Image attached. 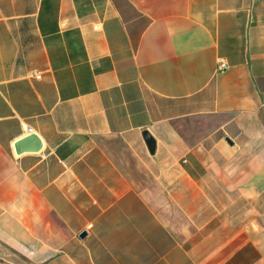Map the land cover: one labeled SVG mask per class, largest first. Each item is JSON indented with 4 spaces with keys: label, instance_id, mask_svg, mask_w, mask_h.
<instances>
[{
    "label": "crops",
    "instance_id": "obj_1",
    "mask_svg": "<svg viewBox=\"0 0 264 264\" xmlns=\"http://www.w3.org/2000/svg\"><path fill=\"white\" fill-rule=\"evenodd\" d=\"M0 264H264V0H0Z\"/></svg>",
    "mask_w": 264,
    "mask_h": 264
},
{
    "label": "water",
    "instance_id": "obj_2",
    "mask_svg": "<svg viewBox=\"0 0 264 264\" xmlns=\"http://www.w3.org/2000/svg\"><path fill=\"white\" fill-rule=\"evenodd\" d=\"M142 136L146 143V146L149 151H152L154 146V140L146 130H142ZM42 145L41 138L39 135L33 131H29L23 136L19 137L13 142V147L15 153H19L23 150L35 151L38 150ZM84 231H81L80 234H83Z\"/></svg>",
    "mask_w": 264,
    "mask_h": 264
},
{
    "label": "built area",
    "instance_id": "obj_3",
    "mask_svg": "<svg viewBox=\"0 0 264 264\" xmlns=\"http://www.w3.org/2000/svg\"><path fill=\"white\" fill-rule=\"evenodd\" d=\"M93 27H96V25H93ZM218 66H220V67H222V66H224V61H222V60H220V61H218ZM32 75L33 76H35V77H38L39 76V73H37V72H32ZM30 129H29V127H27V131H29ZM90 224H87L86 225V228L89 226Z\"/></svg>",
    "mask_w": 264,
    "mask_h": 264
}]
</instances>
